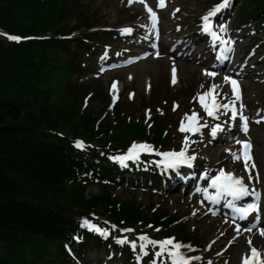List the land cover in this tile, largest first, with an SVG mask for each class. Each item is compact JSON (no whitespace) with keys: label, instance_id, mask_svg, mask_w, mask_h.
Instances as JSON below:
<instances>
[{"label":"trees","instance_id":"1","mask_svg":"<svg viewBox=\"0 0 264 264\" xmlns=\"http://www.w3.org/2000/svg\"><path fill=\"white\" fill-rule=\"evenodd\" d=\"M78 3L0 0V27L22 36L69 33L94 21L77 9ZM247 3L257 7L255 15L258 9L264 14V0ZM70 49L67 42L55 39L6 47L0 44V264H58L50 246L58 245L74 230L77 211L100 206L106 212L112 205L115 221L130 225L148 220L136 200L110 201L108 187H101L97 195H87L74 179V169L82 168L79 158L50 133L66 130L92 141L112 128L116 144L133 135L134 128L142 134L133 123L125 128L108 119L94 130L92 110L79 111L82 91L69 93L66 83L58 87L59 94L53 99L54 89L45 88L46 83L56 71L65 76L72 72ZM121 131H125L122 136ZM160 216L166 215L156 213L152 221L158 222ZM38 244L45 249L37 253ZM27 245L34 257L31 262L25 258Z\"/></svg>","mask_w":264,"mask_h":264},{"label":"snow or ice","instance_id":"2","mask_svg":"<svg viewBox=\"0 0 264 264\" xmlns=\"http://www.w3.org/2000/svg\"><path fill=\"white\" fill-rule=\"evenodd\" d=\"M134 2H138L145 5L146 11L148 13V20L150 21V27L154 34L158 36L157 31V24H158V17L155 11L152 10V8L148 7L145 0H127V3L129 5L133 4ZM231 0H221V3L214 6L212 9L208 11L206 15L201 17V20L203 22L202 29L204 32H211L212 31V25L210 23V17L216 15L219 11H221L223 8H226L229 6ZM165 6V0H158L157 7H164ZM176 11H179L177 9ZM148 25H143V27H147ZM179 30V29H177ZM132 31L131 28H124L121 29V32L124 34H130ZM221 31H226L224 26H221ZM7 35V34H6ZM212 35L215 37L216 33H212ZM7 39L11 41L19 42L22 38L19 36L14 35H7ZM153 47H156V45H153ZM158 56L159 53H156ZM204 75L207 76H215L214 72H208L205 71ZM131 79V77H130ZM173 84L176 83V69L175 66L172 68V81ZM225 84L231 85V97L232 99L229 100L227 103L221 104L217 97L220 95V93L217 91L221 86L213 84L207 91L203 92V94L198 93L197 97L199 100V103L207 116L209 117H216L217 111L220 109H223L225 113L231 112V118L236 119L239 118L241 122V131H243L245 134L248 133V118L243 115V109L244 105L242 103L239 104V110L237 109V102L242 100L241 91L238 85V82L235 79H231L230 77L225 76L224 77ZM204 86L201 85V88ZM111 89L113 92L117 90V82H113L111 85ZM132 94H130L131 96ZM210 98V100H209ZM115 99V97H114ZM195 99V98H194ZM175 110V106H174ZM146 116H149L150 118V112L146 110ZM198 115L193 112L191 116H188L187 114L185 117L181 119L179 131L180 132H197L199 131L200 127L202 125H199L198 123ZM264 119V118H262ZM185 120L188 121V125L186 127ZM262 120H257L256 123H261ZM221 130L220 125H216L212 129V135L215 136L216 133ZM236 144L240 145V151L239 153L231 151V149H226L232 156L234 161L243 160L244 162V168L245 171H250L249 165L251 166V169H255L256 165L254 162H252V143L250 140L248 141H242V140H236ZM77 147H82L83 145L81 143H77ZM187 146H188V137L186 136L183 143L181 150L171 151V152H163V153H156L157 155L161 156L163 159L159 161L164 167L174 169L178 167L181 164H187L189 167H191V160L195 159L194 156H188L186 155L187 152ZM154 150L149 146L148 144L144 143H135L133 142L131 146L128 148L127 153L120 157H113L112 159H118L121 163L127 160H136L139 159V155L141 152L146 153H152ZM249 181L252 180L251 174L248 177ZM257 181L259 179L258 175L256 177ZM209 187L215 189L216 195L213 197H209V199H212L213 201H218L221 197H230L231 200L229 201V204H231L232 201L239 200L246 196H253L257 199L259 198V193L256 190H250L248 184L245 183L244 179L242 177H236L231 172H225L224 169H220L218 171V174L211 177V181L209 184ZM205 193L207 192V189L204 190ZM257 204H249L246 207L242 209H237L238 212L241 213V219L245 218L248 213L254 212L258 210ZM115 227V226H113ZM91 230L99 232L101 235H107L108 233L105 232L103 229L95 228L94 226H90ZM236 232L240 233L241 228L239 225H236ZM252 228H246L243 229V231L251 232ZM123 232H131L132 229H123L121 230ZM159 231V229H157ZM260 235L264 236V229L260 230ZM137 241H139V245H137ZM118 243L121 244H129V246L135 251L137 247H139V252L142 255H148V252L146 251L147 247L150 245L153 248L159 249L158 252H156L155 256H163L167 254V257L171 260V264H190L191 260H198L199 257H186L184 256L179 250L181 247H183L180 243L174 242L172 238H165L163 240H151L148 238L147 235L141 234L139 235L135 241H128L127 237H123L118 240ZM248 249L245 250V252L242 254L241 257V264H264V259H261V252L257 250L255 247L252 246L251 238L247 239ZM153 264H155V260L153 261Z\"/></svg>","mask_w":264,"mask_h":264},{"label":"rangeland","instance_id":"3","mask_svg":"<svg viewBox=\"0 0 264 264\" xmlns=\"http://www.w3.org/2000/svg\"><path fill=\"white\" fill-rule=\"evenodd\" d=\"M205 1L207 0H173V5H178L183 8V11L185 14L188 16L187 18L190 20L194 18L202 8L205 7L201 5L205 4ZM211 1H207L209 3ZM237 5V3H236ZM78 10H82L84 13H87L90 17L94 18L95 20H98V24H94L93 26H119L123 25L125 23H128L132 21L135 17L139 16V13L135 12V10H130V9H125L124 8V3L123 0H79V3L77 5ZM187 19V20H188ZM255 21L259 22L258 19H255ZM254 21V22H255ZM257 28H261V26H258ZM84 30H81L83 32ZM80 32V33H81ZM48 35H51L50 33H47ZM78 34V33H77ZM259 35V33H257ZM108 35H105L103 37H98L97 35L94 36V40H101L103 42H108L112 41V38L106 37ZM102 44L98 45L97 49L100 48ZM117 49V47H115ZM100 50V49H99ZM98 50V51H99ZM80 58L77 60V64L79 65ZM88 61V65L91 69L94 70V63L92 59L86 60ZM186 67V71H185ZM91 69H86L87 72H91ZM161 69V71H158ZM162 69L164 70L162 72ZM180 73L182 80L180 82V87H178V90L175 92L167 87V65L166 62L161 60V61H146L144 63H140L139 65L132 67L131 69H126L122 70V72L118 76L123 82L124 85H128L127 83L131 77V79L134 78V83L133 87L137 91V98L134 102V104H125V109L124 112L128 116H131L133 118H138L142 116L143 109H138V105L140 101L145 98L143 96V87H144V79L146 78L147 75H150L151 79H153L154 87H153V95L154 97H163L165 99H176L181 102V104H185V108H187V98L191 95L192 89H194L196 85L197 79V71L194 70L193 67H188L186 64L180 66ZM84 72H81L80 74H76L75 76H70V78L67 80V76H65V73L63 71H56L53 77V80L50 82L46 83L45 88H52L54 89V97L56 98V95L59 94V91L57 90L58 87H62L66 80L68 85L75 89L79 85L77 83L78 77L82 76ZM111 77V76H110ZM109 80V78L107 79ZM81 81H87L86 85H83L88 91L94 92L93 97L90 99V105L86 110H98L101 106L99 105L98 100L96 99V95L99 90H97V86L101 87V92L105 94V86L103 82L105 81L104 79L96 80L92 78V75H83L80 79L79 82ZM131 83V84H132ZM192 85V87H191ZM191 88V90H190ZM62 91H64L62 89ZM246 95L247 97L251 100V103L253 102V96L256 95V97H260V99L263 98L264 100V86L263 85H252V86H247L246 85ZM149 103L152 101L149 98L146 99ZM157 104H161V102H158ZM82 112V111H81ZM262 131H258L260 133V137L257 138L259 148L264 152V127H262ZM260 139V140H259ZM87 194L89 195H94L99 193V188H97L95 185H91L87 187L86 190ZM116 195L121 198V199H133L136 200L137 203L148 205L149 208V214L150 209L153 207V205L156 206V209L158 212H164L166 209H168V212H173L176 209L180 208L181 213L185 215L188 212L187 210H182L183 209V202L180 200L179 197L176 198V207H173V203H161L160 198L152 197L149 194H140L137 191H131L128 189L125 190H117ZM175 202V201H174ZM161 203V205H160ZM160 205V207H158ZM167 212V211H166ZM167 212V213H168ZM199 222V223H198ZM193 227L196 228L194 230V233L197 234L198 236L201 237L202 240V245L206 243L210 238H212L215 235L214 232V224H207L205 221L200 222V221H194ZM187 225V224H186ZM84 250L87 251L86 258L90 260H96L97 257L103 255L102 252L98 254L96 257L94 256V253L91 252L90 250ZM95 258V259H94Z\"/></svg>","mask_w":264,"mask_h":264},{"label":"bare ground","instance_id":"4","mask_svg":"<svg viewBox=\"0 0 264 264\" xmlns=\"http://www.w3.org/2000/svg\"><path fill=\"white\" fill-rule=\"evenodd\" d=\"M158 71H161V69H159ZM163 71H164V70L162 69V72H163ZM261 127H262V126H261ZM259 128H260V127H259ZM256 135H257V137L259 136L258 133H256Z\"/></svg>","mask_w":264,"mask_h":264}]
</instances>
